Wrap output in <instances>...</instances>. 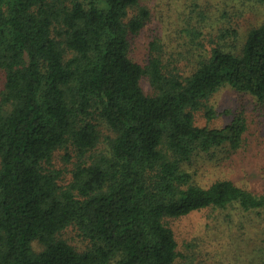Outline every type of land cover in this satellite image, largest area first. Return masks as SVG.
Returning a JSON list of instances; mask_svg holds the SVG:
<instances>
[{
	"label": "trees",
	"instance_id": "16d2710c",
	"mask_svg": "<svg viewBox=\"0 0 264 264\" xmlns=\"http://www.w3.org/2000/svg\"><path fill=\"white\" fill-rule=\"evenodd\" d=\"M141 3L0 0V264H198L171 220L220 211L222 233L264 220V192L199 186L191 172L255 135L243 115L221 128L195 115L212 121L208 102L225 88L264 111V22L239 54L200 32L187 57L156 38L138 60L150 19Z\"/></svg>",
	"mask_w": 264,
	"mask_h": 264
},
{
	"label": "rangeland",
	"instance_id": "374dc122",
	"mask_svg": "<svg viewBox=\"0 0 264 264\" xmlns=\"http://www.w3.org/2000/svg\"><path fill=\"white\" fill-rule=\"evenodd\" d=\"M141 4L149 10L150 19L136 41L138 60L146 58L147 47L156 38L168 42L172 50L181 51L179 57H187L190 43L196 42L195 37L200 32L199 42H214L239 54L249 33L264 22V5L247 0H142ZM232 30L237 32V37H233ZM1 84L0 80V90ZM144 87L147 91V83ZM208 105L215 112V118L209 122L205 112H198L196 126L221 128L237 115H243L253 129L251 134L255 135L249 137L248 146L239 154L229 155L224 149L216 151L213 156H204L191 168L195 184L207 187L219 179H229L242 188L264 192V111L257 107L251 96L230 88L215 94ZM64 157L65 150L57 152L54 165L64 172L63 182L66 184L71 180L73 166L64 162ZM215 220L223 221V213L211 209L171 220L179 250L186 252L187 245L191 244V252L196 255L198 264L261 262L264 258V220L255 218L244 233H229L227 227L225 231L228 232L222 233L220 227H213ZM34 248L40 250L37 243Z\"/></svg>",
	"mask_w": 264,
	"mask_h": 264
}]
</instances>
